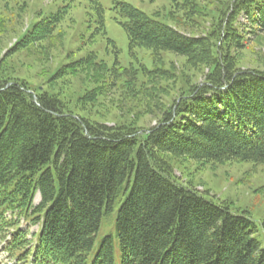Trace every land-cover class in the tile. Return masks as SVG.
Returning a JSON list of instances; mask_svg holds the SVG:
<instances>
[{
  "label": "trees",
  "instance_id": "trees-1",
  "mask_svg": "<svg viewBox=\"0 0 264 264\" xmlns=\"http://www.w3.org/2000/svg\"><path fill=\"white\" fill-rule=\"evenodd\" d=\"M215 1L212 28L203 34H185L156 13L119 2L118 21L130 50H149L159 63L164 53H173L204 75L148 128L132 120L107 124L82 113L119 79L127 90L169 79L172 74L160 65L108 67L88 52L55 64L45 86L9 74L6 59L15 52L57 34L62 44L59 23L70 6L25 25L0 49V235L18 264H86L102 218L111 214L113 233L100 239L90 264H114V241L119 264H264V237L255 236L249 213L232 211L228 201L215 203L208 190L183 183L170 160L264 164V70L240 66L237 55L247 38L236 26L244 15L254 35L264 32V0ZM175 5L190 17L209 14L195 0ZM99 23L97 30L104 28L102 18ZM6 25L0 16V35ZM93 72L111 81L87 77L96 84L75 101L55 91L66 78ZM125 72L127 78L121 77ZM36 193L40 201L34 204ZM20 220L36 224L37 231L21 228Z\"/></svg>",
  "mask_w": 264,
  "mask_h": 264
},
{
  "label": "rangeland",
  "instance_id": "rangeland-1",
  "mask_svg": "<svg viewBox=\"0 0 264 264\" xmlns=\"http://www.w3.org/2000/svg\"><path fill=\"white\" fill-rule=\"evenodd\" d=\"M195 1L203 7L201 10L207 6L209 14L205 18H198L199 14L188 16V12L183 8L178 9L175 0H97L102 11L98 9L94 0H5L6 4L2 2L5 8L0 11V16L9 25H6V31L0 35V49L9 46L14 37L32 21L55 13L62 6H70L64 19L59 23V28L63 32L62 44L60 45L61 41L59 43L57 34L56 38L43 42L41 46L34 45L15 52L6 59L9 74L23 77L32 85L43 84L55 64L76 60L88 52H93L97 60L105 62L108 67H112L115 62L125 67L132 65L136 68L139 64H144L149 69L160 65L172 74L169 79L145 84L144 88L141 87L139 90L137 87L127 90L123 81L119 79L112 89L106 90L94 104L87 105L82 113L96 120H103L107 124L116 120L121 122L132 120L138 126L148 128L155 125L156 117L160 115L163 107L172 103L188 84L202 81L204 75L200 70L186 65L183 57L173 53H164L163 61L159 63L153 60L149 50L143 48L130 50L126 34L119 22L123 21V18L119 17V2H126L147 15L156 13L158 20L174 25L185 34H203L212 28L210 10L218 8V3L215 0ZM100 18L103 20L104 28L97 30L100 27ZM193 20H196V23H203L202 28H191L190 22ZM236 26L247 38L245 47L237 55L240 66L264 70V32L254 35L252 33L254 29L244 15L236 18ZM127 74L125 72L121 77L127 78ZM93 75L101 77L106 82L111 81L106 74L97 76V73L93 72L85 76L66 78L64 84L57 83L55 91L60 88L62 97L75 101L86 90L94 88L96 82L87 79ZM170 160L174 164L175 175L183 183L194 185L200 192L208 190L209 194L206 197L215 203L228 201L232 205V211L246 210L255 224V236L263 239L261 223L264 221V164L252 161H226L203 166L185 158ZM39 198V194L36 193L34 204L39 202ZM118 205L119 203H116L115 208ZM114 217L115 214H111L102 218L93 248L87 255L86 264L93 260L100 239L113 233ZM19 222L21 228L29 233L37 231L36 224L24 220ZM2 237L3 235H0V264H18L9 256ZM29 237L31 238L30 235ZM114 264H119V248L116 241Z\"/></svg>",
  "mask_w": 264,
  "mask_h": 264
}]
</instances>
